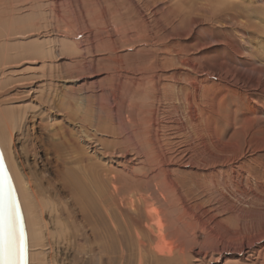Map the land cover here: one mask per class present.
I'll return each mask as SVG.
<instances>
[{"label":"bare ground","instance_id":"obj_1","mask_svg":"<svg viewBox=\"0 0 264 264\" xmlns=\"http://www.w3.org/2000/svg\"><path fill=\"white\" fill-rule=\"evenodd\" d=\"M132 1L148 33L128 38L148 42L152 62L107 73L111 127L82 97L100 87H85L95 65L82 76L78 56L63 61L65 7L82 20L79 0H0V145L30 264L49 230L42 215H56L20 168L17 136L29 141L33 174L54 185L67 264H264V20L250 8L264 0ZM219 90L226 137L214 119Z\"/></svg>","mask_w":264,"mask_h":264},{"label":"rangeland","instance_id":"obj_2","mask_svg":"<svg viewBox=\"0 0 264 264\" xmlns=\"http://www.w3.org/2000/svg\"><path fill=\"white\" fill-rule=\"evenodd\" d=\"M33 1H37V0H33ZM79 3L80 4L78 5V14L82 17V20L76 19L75 15L72 13L71 4H68V5L66 4V7H65L66 8V14H65L66 19H65V26H64L65 30L63 29V32L66 35L65 44H64L66 55L63 61L66 62L68 66V63H70L68 58L75 56V55L78 56L80 60L79 61L80 64L78 66H80V72L82 76H85V73L88 71V69L85 68L87 66V63L88 65H93V64L95 65V66L93 65L94 66L93 71H88L90 75L87 74L88 72L86 73L87 75H89L88 81H87L88 83L83 78L82 80L79 81V86L82 87L85 85V83H87L85 87L91 88L90 84H94L95 82H100L97 86L98 87L100 86L101 88L97 87L98 91L95 88L96 92H90L91 90L84 89L82 92V97L85 98L89 96L91 98L92 103L95 105L96 111L94 114L98 116V118H101L104 124L112 127L111 115L109 113L110 112L109 105L111 104L110 99H113L112 97L113 95H111V93L109 94V92L104 93L102 92L101 89H105L110 86L109 84H111L112 81H108L106 79L107 73L109 72L111 73V71H113L115 68H118V67H132V68L144 67L145 68V67L150 66V63L152 62V56L150 55V51L152 50V48L144 46V44H147L148 42H137L135 45H132L128 38L129 35H133V38H134L138 32H140V36L147 34L148 33V31L146 30L147 26L140 20V18H138L140 16L138 14L137 6L135 4L136 1H134L133 3L132 0H79ZM144 3L146 2H142L143 5ZM155 6L160 7V4L157 3ZM47 7H50V8H47ZM43 8L44 10L49 9L51 11V12L49 11L46 14L47 15L46 17H49L47 19H50L49 21H51L50 15H52V9L54 7L52 5L44 4ZM250 8H251V14L253 15L258 14L259 16L257 15V18L261 16L264 20V10L261 8V6L251 5ZM104 10L107 11V15H108L107 19H106V16H104L103 14L105 12ZM35 14L36 13L34 12L33 16ZM126 16L128 17L126 18ZM34 18L35 19L38 18L37 14L35 15ZM86 19L88 20L87 24H85ZM108 19L112 21L113 26L108 25L109 24ZM131 19L132 21H130ZM135 26H136V29H135ZM130 28H132L134 31L127 32V29L129 30ZM102 29H103L104 34L101 36ZM52 30L53 29L51 28L49 29L51 33H53ZM211 32L221 36L222 29L219 27H216V28L211 29ZM91 34L92 36H90ZM70 36H74L73 37L74 39L73 38L71 39ZM256 40L257 39L255 38V41ZM218 57L222 59V50H220ZM67 66L66 68H69ZM83 66H85L84 67L85 69L83 68ZM66 68L64 69V72H66ZM90 72H93V74H91ZM67 80H70V79L66 78L64 81H67ZM100 80L101 81L103 80L102 81L103 83H101ZM66 84L69 85V83H66ZM130 98L132 99V102L134 103L135 101L141 99V96L138 92H134V94L132 93ZM215 98L218 101L221 99V103L219 104V109L217 110V115L214 116V119L216 120L217 128L221 131V133L223 129L225 132L224 136L226 137L227 133L231 132V128L225 127V123L223 119V114L225 113V111L222 110V90H219L216 92ZM247 104H248L247 101H244V100L240 101V106H239L240 110L238 111V113H236L239 116L238 118L243 117V114L246 111ZM235 109H236V106L229 99V107H228V112H227V114L229 115V118H228L229 120L231 119V114H232L231 112L234 113ZM121 115L127 116L126 113H122ZM133 118H135L134 115H133ZM28 143L29 141L27 140V138L23 136L22 137L17 136L16 141H15L17 161L23 173H25L28 177L31 176L30 178L31 186H33L34 190H36V192L38 193L39 201L40 202L42 201L52 202L53 204H50V205L54 208V212L56 215L53 217L50 215L48 211H46V213L42 215V219H44V225L45 227L46 226L49 227V230L46 227L47 233L44 235L43 239L40 240V243H39L40 245L37 248L38 261L40 264H67L68 260L67 259L64 260V257L57 250L58 247L60 246V242L62 241L61 240L62 232L60 233L57 225L55 224L58 222L59 225L61 226L64 221V217L61 216V213H62L61 203L56 198L53 197L54 185L46 183V181L41 176L39 175L37 176L36 174H33V169H34L33 166L35 167V164H34L35 159L30 150V144ZM0 148L4 156L5 163L8 167V163L5 159V154H4L5 152L2 149L1 145H0ZM37 168L39 169V167H36V169ZM38 169H37V172L40 173L41 171ZM9 172H10V169H9ZM19 201H20V198H19ZM208 205L209 204H207V206ZM71 257H72V253H70V258ZM29 258H30V255H29ZM29 264H30V261H29Z\"/></svg>","mask_w":264,"mask_h":264},{"label":"snow or ice","instance_id":"obj_3","mask_svg":"<svg viewBox=\"0 0 264 264\" xmlns=\"http://www.w3.org/2000/svg\"><path fill=\"white\" fill-rule=\"evenodd\" d=\"M9 201L5 206L3 195L0 193V261L2 264H19L24 260L25 245L21 232L15 230V220L18 217L11 200V188L8 191Z\"/></svg>","mask_w":264,"mask_h":264},{"label":"water","instance_id":"obj_4","mask_svg":"<svg viewBox=\"0 0 264 264\" xmlns=\"http://www.w3.org/2000/svg\"><path fill=\"white\" fill-rule=\"evenodd\" d=\"M9 186L11 188V200L13 202V206L16 212L18 213V217L15 220L16 234L17 236H19V234L22 232L24 237L25 256L23 261H19V264H29V244H28V234H27L24 214L19 201L16 187L14 185L13 179L5 163L4 156L0 148V193H2L3 195L5 206H7L9 201V197H8ZM0 264H2V261H0Z\"/></svg>","mask_w":264,"mask_h":264}]
</instances>
